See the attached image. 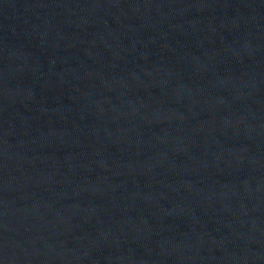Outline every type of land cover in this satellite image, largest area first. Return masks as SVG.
Returning <instances> with one entry per match:
<instances>
[{"label": "water", "instance_id": "95a60500", "mask_svg": "<svg viewBox=\"0 0 264 264\" xmlns=\"http://www.w3.org/2000/svg\"><path fill=\"white\" fill-rule=\"evenodd\" d=\"M0 264H264V0H0Z\"/></svg>", "mask_w": 264, "mask_h": 264}]
</instances>
